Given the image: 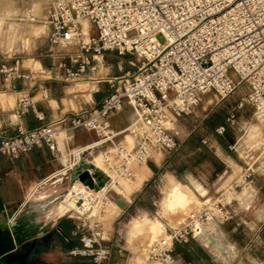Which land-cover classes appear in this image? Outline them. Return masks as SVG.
<instances>
[{
    "label": "built area",
    "instance_id": "2783aa9c",
    "mask_svg": "<svg viewBox=\"0 0 264 264\" xmlns=\"http://www.w3.org/2000/svg\"><path fill=\"white\" fill-rule=\"evenodd\" d=\"M44 22L52 44L75 47V65L63 60L58 64L61 72L43 68L38 73L65 82H98L107 78H94L91 72L100 66L106 52L137 60H129L132 71L109 79L98 106L28 127L27 115L34 112L43 120L44 114L35 110L34 97L22 92L13 108L14 133H7L0 120V154L19 157L42 143L55 150L58 137L69 131L104 130L115 111L126 102L133 105L137 112L130 129L134 144L119 146L117 157L103 154L104 168L95 163L78 167L88 169L94 181L97 170L103 173L107 189L102 195H89L93 203L106 196L114 184L121 186V180L130 183L135 178L134 164H145L160 151H176L180 143L174 132L177 120L194 112L207 93L221 101L247 83L249 92L237 106L249 103L258 118L264 116V0H53ZM11 60L0 66L5 80L35 78L33 71L23 67L20 56ZM48 97L44 91L43 98ZM235 122V114L230 113L215 132L223 134ZM229 149H236V142ZM254 164L247 161L203 206L155 241L149 259L169 263L175 245L199 233L209 221L232 220L237 190L241 183L253 179ZM85 197L83 191L77 195L78 200ZM69 211L85 220L91 217L87 212ZM81 241L71 254L91 257L93 264H106L110 259L111 247L98 231L82 228Z\"/></svg>",
    "mask_w": 264,
    "mask_h": 264
},
{
    "label": "crops",
    "instance_id": "0c3cea01",
    "mask_svg": "<svg viewBox=\"0 0 264 264\" xmlns=\"http://www.w3.org/2000/svg\"><path fill=\"white\" fill-rule=\"evenodd\" d=\"M41 21H43L42 30L47 29L48 36L49 27L44 19ZM1 28L0 20V31ZM9 28L13 31V25ZM42 30L34 35L38 36ZM25 42L29 45L30 38H26ZM51 45L49 49L51 54H46L51 58L41 54L39 58H34L33 65H26V59H23V67L34 72V79L12 77L5 80L4 75L0 73V120L5 122L4 128L9 134L14 133L13 108L22 92L32 95L36 101L35 110L44 114L43 120L38 119L34 112L26 116V125L35 127L71 115L73 112L98 106L109 88L107 83L104 84L107 81H98L100 89H92L91 92L86 93L84 89L86 87L82 85L86 84L85 82L78 81L77 84L65 82L58 77L51 78L48 74L38 73L43 68H53L56 72H61L63 69L59 68L58 64L63 60L75 65L73 53L66 55L61 48ZM128 57V55L119 56L113 52H106L103 58L106 59L107 77L103 76V78H112L132 71L134 67L129 63ZM11 61L7 56H0V66L3 62ZM115 65L117 69H114ZM44 91L49 93L47 99L43 98ZM203 108L198 107L194 112L187 113L177 120L174 132L180 143L173 157L168 161L153 157L145 163L144 170L137 175L133 186L120 191L124 197H129L134 190H137V193L130 200L124 198L123 207L116 206L114 209L116 220L119 216L128 213L132 207L142 210L150 220L155 218V216L150 217L154 209L153 205L143 198L147 192V180L157 175L163 166L169 167L162 173L168 181L169 199L185 207L189 203V197L194 195L203 206L209 198L240 173L247 161H252L253 156H250L243 164H239L241 169L238 171L234 169L230 153L244 148L243 143L236 140V149H229L232 142L224 136V133L215 132V128L225 122L228 113L217 115L216 108L207 112ZM136 118L135 108L126 102L121 109L109 117V125L104 130L81 128L61 134L57 139L55 150L42 143L19 157L0 154V238L9 236L12 245L8 250L0 248V252L8 251L12 254L11 260L14 261L10 264H93L91 257L70 253L71 249L82 245V228L87 231L91 228L95 230L92 216L85 220L71 211L61 213L58 211L56 198L74 182L75 169L79 166L88 163L97 165L100 161V166L104 168L101 161L103 154L117 157L119 146H132L134 140L130 129ZM165 153L160 151L156 154ZM189 161L191 162L188 164ZM181 162L184 164L179 165ZM190 165L193 168H190ZM206 167L210 170H205ZM260 174L261 172L256 170L252 180L243 182L239 186L235 201L236 216L232 220L221 222L214 219L206 225L220 226L235 220L237 226L234 228L238 229L240 213L257 207L256 201L264 189V184H260L258 177ZM176 193H185L187 201L176 200L174 197ZM3 221H6V225H2ZM165 221L169 223L172 220ZM220 229L224 233L221 226ZM224 235L227 238L225 233ZM101 237L112 250L106 264H140L137 261L130 262L133 253L137 255L142 247L139 239L130 232H124L121 243L118 244L115 234L111 231H108L105 237L103 235ZM200 240L202 239L197 233L188 241L177 243L174 259L169 263L154 261L147 257L143 264H189L195 261V257L219 262L218 258H225ZM2 242L0 239V244ZM233 243L235 251L231 256L233 254L237 256L242 250L237 248L236 242ZM180 246L185 248V253L183 258L177 259L176 256L180 255L178 251Z\"/></svg>",
    "mask_w": 264,
    "mask_h": 264
},
{
    "label": "rangeland",
    "instance_id": "374dc122",
    "mask_svg": "<svg viewBox=\"0 0 264 264\" xmlns=\"http://www.w3.org/2000/svg\"><path fill=\"white\" fill-rule=\"evenodd\" d=\"M53 0H0V20L2 21V28L0 31V56H7L10 60L12 57L18 55L22 59H26V65H33L34 58H39L42 55L51 54L49 50L52 46L51 41L47 36V29L43 30L38 36L34 35V27L41 26L43 19H46ZM31 17H34L32 19ZM13 25V31L10 30V26ZM92 32L95 33V30ZM30 38L29 45L26 44L25 39ZM162 40V37L160 36ZM57 46V45H55ZM61 51L66 55L74 53L76 50L74 46L61 47ZM129 60L137 61L134 56L128 55ZM51 58V56L46 55ZM106 59H102L100 66L97 69H93L91 72L92 77L100 78L107 77L105 75ZM113 62V61H109ZM105 63V65H104ZM117 66H114V69ZM109 79H105L104 82L109 85ZM80 81L84 85L85 92H91L92 89H100V83L97 80L81 79L74 81L76 84ZM89 81H92L89 82ZM89 82V83H88ZM94 82V83H93ZM83 89V90H84ZM249 92V85L247 83H241L236 87L234 92L227 98L217 101L212 93H207L199 106L204 107L205 112L210 111L212 108H216L217 115H223L228 113H234L236 122L227 128L224 132V136L230 141L235 142L238 140L243 143L242 147L238 151L231 152L233 158V166L237 171L241 169L239 164H243L244 160H248L250 156H253L252 161L255 162V170H259L261 174L258 176L260 184H264V121H261L255 114V108L249 103H244L242 107H238V102L242 97L246 96ZM89 97V96H88ZM253 127V128H252ZM177 151V150H176ZM170 152L165 154H155L154 157L164 159L168 161L173 157L174 153ZM194 155V153H191ZM190 155V156H191ZM163 157V158H162ZM193 160V159H192ZM191 161L188 162V164ZM184 164L181 162L182 165ZM145 164L134 165V174L137 177L142 170H144ZM200 167V165H196ZM169 167L163 166L161 171L147 180V192L143 200L150 202L154 209L150 213V217L155 216L153 220L148 219V215L140 209L130 208L128 213L119 216L117 220L114 214V209L118 205L117 199H132L137 193V190L131 192L129 197H124L120 192V188H127L128 182L121 180V186L116 185L111 188L106 196L98 200L99 209L94 214L92 220H94L93 226L95 231H98L100 235L106 236L108 231L115 234L117 239L116 244L121 243V238L124 232L128 231L142 243V247L139 253L132 257L131 263L134 261L140 264L145 263L149 256V250L151 245L162 237H165L169 229L179 225V222L183 221L189 216L190 213L202 206V202L199 201L194 195L189 197V203L185 207H181L177 201L170 200L168 195L169 185L167 178L162 175ZM186 168V167H183ZM190 168H193L190 165ZM184 170V169H183ZM205 170H210L206 167ZM64 193H61L56 202L63 199ZM176 200L187 201L185 193L174 194ZM256 209L244 210L240 213L238 221L240 226L238 229L234 228L236 221L223 223L221 228L226 234L221 231L218 224L205 225L198 233L200 241L210 246L213 250L218 251L225 258H218L219 262L210 261L206 258L202 260L195 257V261L189 264H264V189H262L260 198L256 201ZM258 209V213L256 210ZM172 220L167 223V219ZM245 221V222H244ZM115 222V223H114ZM205 227H213V232H207L202 234V229ZM156 229L155 231L153 229ZM190 239V238H189ZM188 239V240H189ZM187 240V241H188ZM236 242L237 248L242 250L237 256L232 254L235 251ZM180 255H177V259L183 258L185 248L183 246L178 247Z\"/></svg>",
    "mask_w": 264,
    "mask_h": 264
},
{
    "label": "bare ground",
    "instance_id": "6f19581e",
    "mask_svg": "<svg viewBox=\"0 0 264 264\" xmlns=\"http://www.w3.org/2000/svg\"><path fill=\"white\" fill-rule=\"evenodd\" d=\"M32 19H34V17H32ZM42 27L43 25L34 27V31H33L34 34L35 33L38 34L43 29ZM259 118L261 121H264V116L260 115ZM130 142H132V139ZM100 165L101 163L99 161V164H97L96 166L101 167ZM135 178L127 185V188L133 186L135 182ZM115 186L116 185L114 184L113 187ZM106 189L107 188L104 182L102 184L96 183L95 187L91 188L84 185V183L76 179L74 180L73 184L69 186L68 190L65 191L63 199L57 202L58 211L63 213L75 209L82 211L84 213L87 212L90 216H94V214L98 212L99 204L97 202L93 203L89 195L92 194L102 195L105 193ZM124 190L125 189L120 188L121 192ZM80 191H83L86 197L84 199L78 200L77 195ZM2 225H6V221H3ZM214 230L215 228L213 227H205L202 229V234H206L207 232H213Z\"/></svg>",
    "mask_w": 264,
    "mask_h": 264
},
{
    "label": "water",
    "instance_id": "95a60500",
    "mask_svg": "<svg viewBox=\"0 0 264 264\" xmlns=\"http://www.w3.org/2000/svg\"><path fill=\"white\" fill-rule=\"evenodd\" d=\"M75 177H78V179L82 182H84L85 184L89 185L90 187H95L96 183L102 184L103 182L105 183V179L103 177V173L99 170L96 171V177H97V181H94V178L92 177V175L90 174L88 169H84L81 170L80 168L75 169V173H74ZM74 177V178H75ZM116 203L123 207L124 206V200L122 199H117ZM1 230V228H0ZM2 239V243L0 244V248H3V250H8L10 248L11 242H10V237L9 236H5L4 238H0ZM5 248V249H4ZM12 254L8 253V251H2L0 252V264H10Z\"/></svg>",
    "mask_w": 264,
    "mask_h": 264
},
{
    "label": "snow or ice",
    "instance_id": "6c2138e0",
    "mask_svg": "<svg viewBox=\"0 0 264 264\" xmlns=\"http://www.w3.org/2000/svg\"><path fill=\"white\" fill-rule=\"evenodd\" d=\"M153 230L155 231L156 229L154 228Z\"/></svg>",
    "mask_w": 264,
    "mask_h": 264
}]
</instances>
